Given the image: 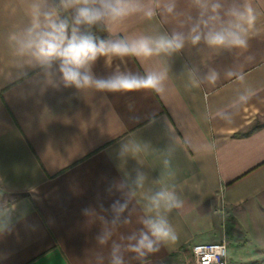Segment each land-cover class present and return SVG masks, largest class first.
Returning <instances> with one entry per match:
<instances>
[{
	"label": "crops",
	"instance_id": "0c3cea01",
	"mask_svg": "<svg viewBox=\"0 0 264 264\" xmlns=\"http://www.w3.org/2000/svg\"><path fill=\"white\" fill-rule=\"evenodd\" d=\"M130 2L137 10L125 17L77 25L74 7L63 19L52 0H0V264H180L192 245L226 235L233 264H264V228H250L252 214L264 226V0ZM246 4L256 16L247 48L209 45ZM47 16L69 37L103 28L107 41L179 35L183 47L81 69L93 79L156 74L161 91L66 87L60 60L43 64L26 46L50 31ZM161 218L171 236L157 240L146 222ZM142 234L154 249L143 255L133 250Z\"/></svg>",
	"mask_w": 264,
	"mask_h": 264
},
{
	"label": "clouds",
	"instance_id": "9594fccd",
	"mask_svg": "<svg viewBox=\"0 0 264 264\" xmlns=\"http://www.w3.org/2000/svg\"><path fill=\"white\" fill-rule=\"evenodd\" d=\"M65 9L74 7L76 9L75 23L92 25L102 19L115 21L119 18L129 15L130 12L136 11L130 0H61ZM219 5H213L212 11L216 12ZM169 11L171 9L169 8ZM147 15L150 17L151 12ZM228 15L234 17V20L228 22V26L220 31L209 32L206 41L212 46H229L238 48H247V36L249 30L253 27L256 16L250 4L244 6V10L231 9ZM46 19L49 21L47 27L50 31L36 32L33 39L26 45L29 48L34 47V55L43 64L50 65L53 60H60V72L63 76L65 86L75 85L76 88H83L94 85L99 90L108 91H131L134 89H155L161 91L160 82L162 76L149 74L146 77H137L135 75H117L108 79H93L85 71L89 62L95 61L98 56L115 54L118 56L135 55L151 56L154 52L178 50L183 47V40L179 35L172 38L161 37L157 41L140 39L131 44L123 40L112 42L99 40L91 35H78L77 29H72L69 37L67 34L68 25L65 22L57 24L50 16ZM218 19V17H213ZM39 28V24L34 22L33 29L29 30L32 36L33 30ZM195 32L196 29H193ZM200 35H195L192 42L195 44L200 40ZM153 43L155 47H153ZM165 193H160V198L165 197ZM168 199L173 201L170 206H179L170 194ZM152 236L157 240H163L171 236V229L164 219L146 222ZM174 238V237H173ZM142 249L153 251V241L146 234H142L137 245L133 250L143 255ZM119 264V262H117Z\"/></svg>",
	"mask_w": 264,
	"mask_h": 264
},
{
	"label": "built area",
	"instance_id": "2783aa9c",
	"mask_svg": "<svg viewBox=\"0 0 264 264\" xmlns=\"http://www.w3.org/2000/svg\"><path fill=\"white\" fill-rule=\"evenodd\" d=\"M191 259L180 264H233L228 257L224 240L197 243L191 246Z\"/></svg>",
	"mask_w": 264,
	"mask_h": 264
},
{
	"label": "rangeland",
	"instance_id": "374dc122",
	"mask_svg": "<svg viewBox=\"0 0 264 264\" xmlns=\"http://www.w3.org/2000/svg\"><path fill=\"white\" fill-rule=\"evenodd\" d=\"M58 2H59V5H60V13H61V15H62V17H63V19H65L64 18V12H65V9H64V6H63V4H62V2H61V0H58ZM72 8H69V10H71ZM72 11V10H71ZM66 21H67V19H66ZM261 206H264V202L262 201V202H260L259 203ZM255 210H256V208L254 207V208H252V206H248V207H246V208H244V213L245 214H250V212H255ZM243 213V212H242ZM252 216H253V218H257L256 219V221H255V223H254V225L252 224V223H250V228L252 229V230H254L255 229V232H254V236H257V234H260V235H262V233H261V231L263 230V228H264V226L263 225H261L262 223H261V220H260V218H261V215H258V214H256V215H253L252 214ZM230 222H232V223H230ZM230 224H232V225H234L235 224V222H234V219L232 220V221H229L227 218H226V221H225V228L226 229H228L229 228V225ZM232 234H233V232H231ZM232 234H230V237H232L231 235ZM236 242L235 243H242V246H239L242 250H254V249H252V247H253V245H252V243L253 242H251V244H250V242L248 243L249 245L246 247V245L244 244V243H246V240H244L245 238H247V236H245L244 237V235L243 234H241L240 232H237L236 233ZM228 237H227V235L226 236H224V238H222L221 240H224L225 242H226V244H227V246H230V247H232V249L234 250L236 247H234V246H231L232 244H234V243H230L229 241H228ZM231 239V238H230ZM218 241H220V240H218ZM190 258H185L181 263H184V262H186V261H188ZM259 264H263L262 262L261 263H259Z\"/></svg>",
	"mask_w": 264,
	"mask_h": 264
},
{
	"label": "trees",
	"instance_id": "16d2710c",
	"mask_svg": "<svg viewBox=\"0 0 264 264\" xmlns=\"http://www.w3.org/2000/svg\"><path fill=\"white\" fill-rule=\"evenodd\" d=\"M52 2L54 4V6L56 7V9L58 10V12H60L61 9H60V5H59L58 0H52ZM91 36H93L96 39L97 42L99 40H104L105 38L108 37L106 31L103 28H101L98 31L97 34H94V35H91ZM258 127H260L259 124H254L247 131H245V132H238V133L235 134V136H246V135L250 134L251 132H253L255 129H257Z\"/></svg>",
	"mask_w": 264,
	"mask_h": 264
}]
</instances>
